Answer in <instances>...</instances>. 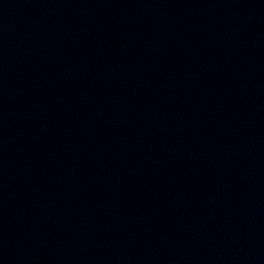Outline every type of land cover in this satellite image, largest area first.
<instances>
[{
	"label": "water",
	"instance_id": "obj_1",
	"mask_svg": "<svg viewBox=\"0 0 264 264\" xmlns=\"http://www.w3.org/2000/svg\"><path fill=\"white\" fill-rule=\"evenodd\" d=\"M0 264H264V0H0Z\"/></svg>",
	"mask_w": 264,
	"mask_h": 264
}]
</instances>
